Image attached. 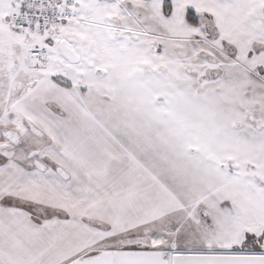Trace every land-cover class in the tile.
Listing matches in <instances>:
<instances>
[{"label":"snow or ice","instance_id":"snow-or-ice-1","mask_svg":"<svg viewBox=\"0 0 264 264\" xmlns=\"http://www.w3.org/2000/svg\"><path fill=\"white\" fill-rule=\"evenodd\" d=\"M0 264H264V0H0Z\"/></svg>","mask_w":264,"mask_h":264}]
</instances>
